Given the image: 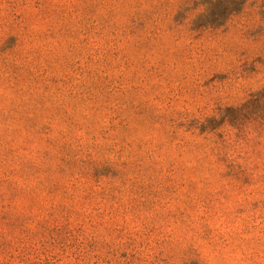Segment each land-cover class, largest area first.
Here are the masks:
<instances>
[{
  "label": "rangeland",
  "instance_id": "1",
  "mask_svg": "<svg viewBox=\"0 0 264 264\" xmlns=\"http://www.w3.org/2000/svg\"><path fill=\"white\" fill-rule=\"evenodd\" d=\"M208 0H0V264H264V17Z\"/></svg>",
  "mask_w": 264,
  "mask_h": 264
},
{
  "label": "trees",
  "instance_id": "2",
  "mask_svg": "<svg viewBox=\"0 0 264 264\" xmlns=\"http://www.w3.org/2000/svg\"><path fill=\"white\" fill-rule=\"evenodd\" d=\"M249 1L258 5L259 13L264 17V0H208L205 12L197 21L201 19V25L219 28L224 25L229 16L239 12Z\"/></svg>",
  "mask_w": 264,
  "mask_h": 264
}]
</instances>
